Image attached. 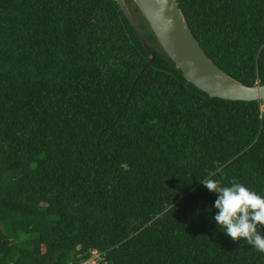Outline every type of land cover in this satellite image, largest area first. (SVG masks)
<instances>
[{"label":"trees","instance_id":"trees-1","mask_svg":"<svg viewBox=\"0 0 264 264\" xmlns=\"http://www.w3.org/2000/svg\"><path fill=\"white\" fill-rule=\"evenodd\" d=\"M124 1L150 51L116 0H0V264H264L201 183L264 196V102L198 90ZM177 3L218 69L264 85V0Z\"/></svg>","mask_w":264,"mask_h":264},{"label":"water","instance_id":"water-1","mask_svg":"<svg viewBox=\"0 0 264 264\" xmlns=\"http://www.w3.org/2000/svg\"><path fill=\"white\" fill-rule=\"evenodd\" d=\"M116 2L140 37L145 49L150 51L149 44L125 1ZM133 4L149 25L162 50L181 71L187 82L211 98L264 102V85L245 86L223 73L206 56L178 7L177 0H133ZM150 55L151 60L147 66L155 58L153 52H150Z\"/></svg>","mask_w":264,"mask_h":264},{"label":"clouds","instance_id":"clouds-1","mask_svg":"<svg viewBox=\"0 0 264 264\" xmlns=\"http://www.w3.org/2000/svg\"><path fill=\"white\" fill-rule=\"evenodd\" d=\"M209 192L217 194L212 208V219L233 241L247 240L258 251L264 252V196L239 182L222 185L212 178L201 182Z\"/></svg>","mask_w":264,"mask_h":264},{"label":"rangeland","instance_id":"rangeland-1","mask_svg":"<svg viewBox=\"0 0 264 264\" xmlns=\"http://www.w3.org/2000/svg\"><path fill=\"white\" fill-rule=\"evenodd\" d=\"M97 257H98V254L95 253L93 258H92V260H91L92 264H96L97 263V261H96Z\"/></svg>","mask_w":264,"mask_h":264},{"label":"built area","instance_id":"built-area-1","mask_svg":"<svg viewBox=\"0 0 264 264\" xmlns=\"http://www.w3.org/2000/svg\"><path fill=\"white\" fill-rule=\"evenodd\" d=\"M91 260H92V259H91ZM91 260L89 261L90 264H92V263H91Z\"/></svg>","mask_w":264,"mask_h":264}]
</instances>
